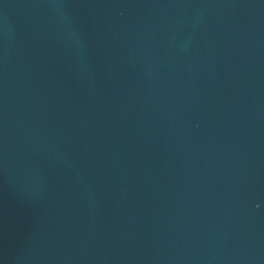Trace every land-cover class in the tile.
<instances>
[{
    "label": "water",
    "instance_id": "water-1",
    "mask_svg": "<svg viewBox=\"0 0 264 264\" xmlns=\"http://www.w3.org/2000/svg\"><path fill=\"white\" fill-rule=\"evenodd\" d=\"M0 264H264V0H0Z\"/></svg>",
    "mask_w": 264,
    "mask_h": 264
}]
</instances>
